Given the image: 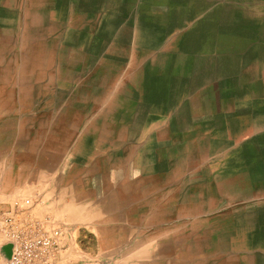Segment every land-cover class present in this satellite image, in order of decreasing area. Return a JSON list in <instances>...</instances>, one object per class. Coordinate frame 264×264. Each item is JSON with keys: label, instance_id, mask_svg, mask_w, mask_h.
<instances>
[{"label": "rangeland", "instance_id": "obj_1", "mask_svg": "<svg viewBox=\"0 0 264 264\" xmlns=\"http://www.w3.org/2000/svg\"><path fill=\"white\" fill-rule=\"evenodd\" d=\"M105 1L94 64L73 40H27L41 71L0 83L25 183L0 207L29 200L61 231L59 264H242L264 244V0ZM224 172L243 196L216 199Z\"/></svg>", "mask_w": 264, "mask_h": 264}, {"label": "crops", "instance_id": "obj_2", "mask_svg": "<svg viewBox=\"0 0 264 264\" xmlns=\"http://www.w3.org/2000/svg\"><path fill=\"white\" fill-rule=\"evenodd\" d=\"M120 4H122V1H120ZM106 15L105 0H0V83L4 80L8 83L11 64L14 66L17 63V70L21 73L41 71L37 67L38 65L35 64V58L42 57L43 54L36 49L28 54V56L34 57V67L28 68V70L25 69V61L21 59V56L27 55L22 52L27 40L54 41L59 38L73 40L77 48L84 50L81 54L94 64L101 51H96L92 42L106 39ZM72 19L73 22H71ZM61 28L64 31V37H59V34L55 33L56 30L60 31ZM148 30L150 32V29L147 28L145 37L143 38V35L141 37L145 41H148V39L152 41L153 36L150 33L148 34ZM142 38L139 39L143 41ZM216 38L217 34H213L214 46L209 52L210 54L213 52V55L217 53ZM80 41H82L81 46L78 43ZM76 46L73 45V47ZM139 52L142 56L147 54L148 50L142 48ZM98 103V101L94 102V104ZM9 105V98L1 96L0 122H9ZM3 137L6 136L2 130V133H0L1 141H3ZM3 147V145H0V196L4 198L15 193H22L25 190L23 187L25 183L16 176V170L20 167L19 162L11 161L8 150H4ZM233 183L235 185L246 184L239 180ZM240 194L244 195L245 191H241ZM216 199H223V197L217 194ZM214 205L209 207L212 208ZM258 248L261 251L252 254L242 253L243 260L241 262L243 264H245V261L246 264H264V244Z\"/></svg>", "mask_w": 264, "mask_h": 264}, {"label": "built area", "instance_id": "obj_3", "mask_svg": "<svg viewBox=\"0 0 264 264\" xmlns=\"http://www.w3.org/2000/svg\"><path fill=\"white\" fill-rule=\"evenodd\" d=\"M61 231L33 215L29 200L0 207V264H59Z\"/></svg>", "mask_w": 264, "mask_h": 264}, {"label": "bare ground", "instance_id": "obj_4", "mask_svg": "<svg viewBox=\"0 0 264 264\" xmlns=\"http://www.w3.org/2000/svg\"><path fill=\"white\" fill-rule=\"evenodd\" d=\"M73 2V1H72ZM220 171V170H219ZM241 173V172H240ZM205 175V174H204ZM209 175V174H208ZM240 175V174H239ZM235 177V176H234ZM208 179V178H207ZM210 179V178H209ZM206 180V179H205ZM212 180H214L213 186L216 188L217 194H220L223 199L224 197L228 198H235V197H241L243 194H240L241 190L237 187L238 185H235L233 182H236L237 179L231 177L229 173H219L216 175H213ZM210 181V180H209ZM208 181V182H209ZM168 187V186H167ZM138 190V189H136ZM217 202H214L216 204ZM212 202L210 203V206H213ZM146 205V204H145ZM168 205V204H167ZM174 206V205H173ZM174 208V207H173ZM210 208V207H209ZM252 216V215H251ZM209 230V229H208ZM233 231V230H232ZM262 231V230H261ZM210 236V235H209ZM212 238V237H211ZM211 247L208 246H200L197 244H194L192 247V251H190L187 255L189 259H197L200 260L201 257L207 256L208 258L212 255V243H210ZM241 248V247H240ZM236 253V252H235ZM186 254V253H185ZM237 256L243 260V254L239 253ZM240 260V261H242ZM238 262V261H237ZM202 264V263H201ZM243 264V263H242ZM246 264V262H245Z\"/></svg>", "mask_w": 264, "mask_h": 264}]
</instances>
